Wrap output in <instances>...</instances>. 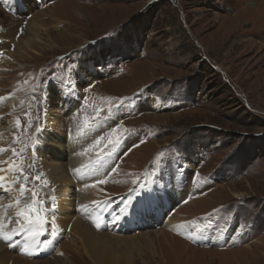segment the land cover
Listing matches in <instances>:
<instances>
[{
	"label": "rangeland",
	"instance_id": "rangeland-1",
	"mask_svg": "<svg viewBox=\"0 0 264 264\" xmlns=\"http://www.w3.org/2000/svg\"><path fill=\"white\" fill-rule=\"evenodd\" d=\"M4 1L1 51L12 40L7 34L20 37L35 11L51 6L63 22L50 27L55 49L0 64V97H6L0 130L12 133L0 161L22 166L26 187L35 191L45 182L43 173L40 181L35 177L46 118L65 138L69 129H83L106 175L100 199L123 195L143 180H150L146 189L169 191L175 186L170 177L183 174L184 197L171 212L180 213L186 228L171 231L163 222L125 234L158 237L162 231L190 249L167 258L164 236L162 245L143 246L136 264H264V0H21L20 14ZM82 70L91 73L88 83L77 82ZM68 82L75 101L65 112L57 87ZM160 113L171 120L153 121L151 114ZM117 126L121 141L114 146L109 140ZM0 194L10 203L20 199L22 208L28 193ZM9 213L14 216L11 207ZM207 229L225 241L191 242L192 233ZM84 264L92 263L85 258Z\"/></svg>",
	"mask_w": 264,
	"mask_h": 264
},
{
	"label": "bare ground",
	"instance_id": "bare-ground-1",
	"mask_svg": "<svg viewBox=\"0 0 264 264\" xmlns=\"http://www.w3.org/2000/svg\"><path fill=\"white\" fill-rule=\"evenodd\" d=\"M12 4L13 10L16 14L22 13L23 6L21 0H12ZM50 10L51 6L42 11H35L32 14V17L24 23L26 26L20 37H13L11 32L7 34V37H11L12 39L9 43L11 44L13 42V48L8 54L6 52H9L8 46L10 47V44L7 45L6 49H3L2 51L0 50V64L9 60H27L31 56L34 57V54H38L40 50H53L56 48L54 42L56 39L54 40V37L51 35L50 27L55 30L56 22H61L62 20L51 15ZM72 13H75V11ZM77 13L81 15L79 11H77ZM214 14L217 15L215 12ZM43 16H46L47 19H49L48 22L42 19ZM52 23H54V25H52ZM4 31L5 30L0 31V38L4 37L6 39V32ZM1 32H4V35H2ZM80 43L81 42L78 44L80 45ZM90 74L91 73L88 71L82 70L79 72V79L77 82L88 83V81L91 80ZM68 84V86L64 88L57 87V90L63 99V103H65L61 106L65 112H69L73 109L72 105L75 101V97L72 95L71 82H68ZM145 105L149 106L148 102ZM164 113L151 114V118L153 121L168 123L172 117L165 115ZM49 122L46 118L45 128L47 131L37 138L36 151L38 153L37 157L39 164L37 166L39 167V171L44 174V177L49 184V187H47L50 190V195L55 196L54 202H52L50 206L51 209L44 213L45 217L43 218L45 221L48 220L50 222V224L46 222L43 225L48 232L47 235L49 238L52 237L50 234L52 231V221L55 220L58 235L50 245L52 248L47 250V252H50L49 254H51L47 255L54 256L51 259L46 260H42L43 258L33 259L18 256L9 252L5 245L0 241L1 264H84L85 258H88L92 264H136V257L140 254L141 248L143 246L149 247L155 242L162 245L161 241L164 236H167L169 239H166L168 240L167 242L169 245V249H166L167 258H172L177 255L179 256L177 252H181L182 249H190L188 246L185 247L187 244L184 241L162 231L155 232L156 235L158 234V237H152L151 233L148 231L136 232L138 235H126L125 233H127V230L125 229L130 228V222L134 221L136 214L123 216V218L116 223L118 224V230L120 231L122 229V222L125 227L124 234H117L112 231L102 234L94 230V219H97L102 223L99 212L104 202L101 203L99 200L101 193L104 190L101 184L106 182V175L103 174L104 168L101 167L100 160H96L91 156V147L85 144L86 134L83 129H69L68 131L70 133L65 138L61 133L56 132L52 123L50 122L49 124ZM11 136L12 133L9 130H0V145H3V148L5 144H8V140ZM1 153L2 152H0V157ZM62 158H64V160H62ZM3 164V167L8 169L10 163ZM18 168L13 171H8L3 168L4 171H0V176L5 177L3 187H0V191H5V193L8 192V196H12L13 194H15L14 196L19 195L22 178L20 177L19 181L16 183H9L10 181H14L16 176L19 175ZM77 169H79V172L75 171ZM69 171L77 177V184H75L74 178L69 175ZM100 181L105 182L100 183ZM146 181L143 180L133 190L134 195L128 208L129 212L138 209H147L149 212H152L154 211L153 207H156L157 213L165 215L166 212L167 216V213L169 212L168 202L159 201L154 197L150 200L144 197L143 187H145L144 183H146ZM14 189L15 192H13ZM185 191L189 190L187 189ZM232 193V195L241 194L235 191H232ZM17 199L10 203L8 197L2 196L0 198V206H3L0 207V224L3 225L6 217L10 216L9 207H7L8 205H12L11 208L13 209L14 217L21 223L25 222L23 217H17L16 215L21 209L20 204L17 205L16 203ZM87 204H90V206L87 207ZM134 205L136 208H133ZM179 214L180 213L176 212L174 216H172L171 213L164 222V225L171 231L177 232L186 228L184 225L186 222L179 220ZM44 240H46V238L43 237L42 242ZM28 241L27 249H32L34 246V242H32L34 241V238L29 236ZM202 251L211 252L209 249Z\"/></svg>",
	"mask_w": 264,
	"mask_h": 264
},
{
	"label": "snow or ice",
	"instance_id": "snow-or-ice-1",
	"mask_svg": "<svg viewBox=\"0 0 264 264\" xmlns=\"http://www.w3.org/2000/svg\"><path fill=\"white\" fill-rule=\"evenodd\" d=\"M77 69H78V66H73L72 67V72L74 73ZM53 79H56V77L53 76ZM61 83H63V80H61ZM4 99H6V97H0V100H4ZM16 124H17V126L20 125L19 119H17ZM39 131H40V129L37 128V132H39ZM127 131L128 130H125V132H127ZM110 135L115 137V139H110L109 140V144H112V145L115 146L116 144L120 143L121 136L119 134V126H117V128H114ZM102 139L103 138H100V140L97 141V144H99ZM33 147H35V144L33 145ZM4 151H6V149L0 147V152H4ZM12 151H13V155L15 156L17 154L16 150L13 149ZM21 152H23V149H21ZM2 163H4V162L0 161V164H2ZM17 168H18V166L15 164V162H13L12 164H10L8 166L7 170L8 171H13V170H16ZM0 171H4V169H0ZM18 171H19V175L16 176L14 181H10L9 183H16V182L19 181L20 176H23L25 183L20 185V193L22 195L24 192L29 191V189L26 187V183H27L28 177L26 175H24V169H23L22 166H20L18 168ZM75 171L79 172V169H77ZM195 175L198 176L199 173H196ZM35 179L39 180L40 177L37 176V177H35ZM4 181H5V177L4 176H0V187H3V182ZM103 182H105V181H100V183H103ZM86 187H87V185H86ZM31 195H32V203L30 205L26 206L27 210H25L24 208H21L17 212L16 215H17V217H23V219L25 221L24 224L20 225L19 231L20 232H26L28 236L34 238L37 235H43V233L39 231V228L43 227V225L46 223V221L39 214V209L37 207H35L37 204L42 203L41 201L36 199L37 193L35 191H33L31 193ZM54 199L55 198L53 197V200ZM16 203H17V205L19 204V199H17ZM0 207H3V206H0ZM7 207H12V205H8ZM82 207H84V206H82ZM126 207H127V205H126ZM93 223L96 224L97 228H99L101 226L100 222L97 219H94ZM3 227L4 226L2 224H0V239H3L5 241H9L11 239V236L3 231ZM16 231H17V229H13V234H15ZM50 234L52 236V239H46V240H44L42 242L43 245H44V249L49 247L54 242L55 237L58 235V233L56 231L55 220L52 221V231H51ZM44 249H41V250H44ZM25 250H27V245H26ZM29 254H32V253H29Z\"/></svg>",
	"mask_w": 264,
	"mask_h": 264
}]
</instances>
